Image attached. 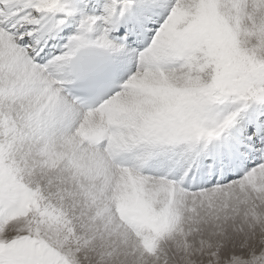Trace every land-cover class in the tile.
Here are the masks:
<instances>
[{"label":"snow or ice","instance_id":"1","mask_svg":"<svg viewBox=\"0 0 264 264\" xmlns=\"http://www.w3.org/2000/svg\"><path fill=\"white\" fill-rule=\"evenodd\" d=\"M0 264H264V0H0Z\"/></svg>","mask_w":264,"mask_h":264}]
</instances>
